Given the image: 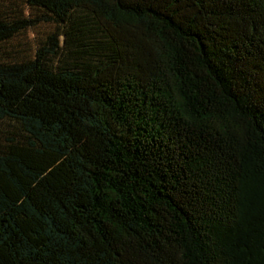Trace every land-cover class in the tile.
Segmentation results:
<instances>
[{
  "label": "trees",
  "instance_id": "1",
  "mask_svg": "<svg viewBox=\"0 0 264 264\" xmlns=\"http://www.w3.org/2000/svg\"><path fill=\"white\" fill-rule=\"evenodd\" d=\"M0 264H264V0H0Z\"/></svg>",
  "mask_w": 264,
  "mask_h": 264
}]
</instances>
